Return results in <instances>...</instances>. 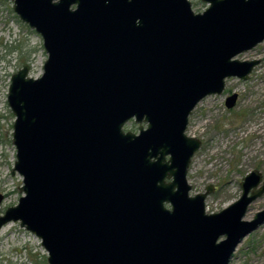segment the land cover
<instances>
[{"label":"water","instance_id":"obj_1","mask_svg":"<svg viewBox=\"0 0 264 264\" xmlns=\"http://www.w3.org/2000/svg\"><path fill=\"white\" fill-rule=\"evenodd\" d=\"M12 1L48 58L41 76L26 63L11 77L24 194L0 228L19 222L49 264H229L264 222V209L245 219L264 175L251 170L235 202L207 213L214 187L190 195L201 140L186 129L202 98L260 62L236 56L264 41V0H202V12L190 0ZM133 117L139 133L124 130Z\"/></svg>","mask_w":264,"mask_h":264},{"label":"rangeland","instance_id":"obj_2","mask_svg":"<svg viewBox=\"0 0 264 264\" xmlns=\"http://www.w3.org/2000/svg\"><path fill=\"white\" fill-rule=\"evenodd\" d=\"M195 12H202L208 3L190 0ZM240 60L260 59L248 79L230 77L220 94L202 98L192 113L186 133L201 140L188 171L192 185L190 195L203 193L208 186L207 213L219 212L242 194L241 181L257 168L264 175V41L236 56ZM48 53L42 35L23 21L14 10L12 0H0V215L19 202L24 194L20 187L23 176L13 173L16 147L13 144L15 115L8 104L12 75L29 64V75L41 76ZM237 92L234 107L226 105V97ZM131 119L125 131L139 133L141 126ZM169 206V205H168ZM264 209V194L253 201L245 215L251 220ZM48 251L35 234L8 222L0 228V264H49ZM229 264H264V222L237 245Z\"/></svg>","mask_w":264,"mask_h":264},{"label":"flooded vegetation","instance_id":"obj_3","mask_svg":"<svg viewBox=\"0 0 264 264\" xmlns=\"http://www.w3.org/2000/svg\"><path fill=\"white\" fill-rule=\"evenodd\" d=\"M260 60V59H259ZM260 63V62H259ZM258 63V64H259ZM225 89V88H224ZM234 93H237V92H233L232 94H234ZM232 94H230V95H232ZM230 95H228L227 97H226V100H227V98L230 96ZM238 97H239V95H238V93H237V99H236V103L234 104V106L237 104V100H238ZM227 105V104H226ZM233 106V107H234ZM230 108V107H229Z\"/></svg>","mask_w":264,"mask_h":264},{"label":"bare ground","instance_id":"obj_4","mask_svg":"<svg viewBox=\"0 0 264 264\" xmlns=\"http://www.w3.org/2000/svg\"><path fill=\"white\" fill-rule=\"evenodd\" d=\"M248 212V211H247ZM247 214V213H246Z\"/></svg>","mask_w":264,"mask_h":264}]
</instances>
